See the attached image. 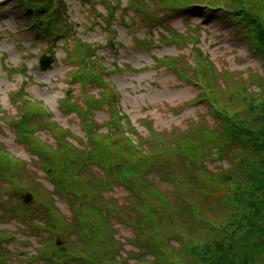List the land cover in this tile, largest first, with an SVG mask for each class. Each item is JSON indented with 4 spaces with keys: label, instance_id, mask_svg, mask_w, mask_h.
<instances>
[{
    "label": "rangeland",
    "instance_id": "374dc122",
    "mask_svg": "<svg viewBox=\"0 0 264 264\" xmlns=\"http://www.w3.org/2000/svg\"><path fill=\"white\" fill-rule=\"evenodd\" d=\"M199 1L201 3L212 4L213 6L219 4L218 0ZM225 2L231 8L235 9V13L241 14L240 16L249 13L250 16L245 15V17L251 18L250 22L255 21L256 18H261V21L264 20V0H225ZM99 3L100 5L96 9L103 15H106V7L102 6L101 2ZM71 4L73 6L72 15L86 19L90 18V15L87 14L86 9L82 7L79 0H71ZM240 10H244L245 12ZM194 16L199 20L197 22L207 23L208 33L205 32L201 46L205 52H209L212 55L216 71L220 75V87L218 90L214 89L215 87L211 84V79L207 76L205 82L206 95H212L215 99L218 110L226 114L228 125L229 123L232 124V117L239 116L241 122H247L251 127H262L261 118L262 120L264 118V114L261 111L264 109V62L262 61V57L256 54V49H253L252 46L248 48V43L242 39L244 36L243 32L240 37L235 35L234 31H229L230 26L236 23L234 20L229 21V24L226 25L225 21L218 17V15H212L214 16L212 19H207L198 11ZM0 20V23H6V31L0 39V59L4 55L9 54L11 61H13L10 66L11 73L0 71V104L7 111L5 117H0V126L4 131V134L0 133V141H3L8 151L16 157L12 158L8 155L0 154V170L8 164L16 168L15 174L18 176L26 163L27 168L34 172L32 175L37 176L39 185L45 186L52 193L55 188H53L48 179L45 178L41 169L37 166L38 158L32 154L27 146L20 144L16 136H14L17 131L8 128L7 121L18 123L24 118V113L27 110L37 111L38 108L30 105L23 107L21 104H14L11 100V95H14L20 89L21 79L34 77L45 83V87L39 88L37 85L30 86L28 88L30 96L39 103L45 104L47 106L46 108L54 113V119L58 123L63 124L80 137L84 136L82 122H80L79 117L76 114L67 116L60 110L58 101L64 97V90L69 77L68 75L65 76L68 69L64 66L61 59L63 52L58 49L57 56L59 61L51 70L46 71V73L38 70L37 57L45 45L37 44L32 47V43L36 38L25 32L18 34V24L15 20L11 18H0ZM93 20L97 23L101 22V19ZM173 24L183 32L187 24L191 23L181 18L174 20ZM107 29L103 25L98 26L96 34L91 31L87 36L97 44L104 43L107 39ZM111 30H113L111 35L118 34L119 32L124 42L130 47L126 52H121V62L133 63L143 70V73L139 75L134 74L131 76L124 74L120 77H115V83L123 94L122 99L125 110L129 112L134 120H138L139 118L140 121L152 119L155 122V127L162 131L165 130L166 134L175 133L177 135H185L189 131V139L196 144V147H193V152L189 156L184 151V155L181 154V156L170 155L171 153L167 152L165 157L158 158L150 165L143 163L144 161L138 154L135 155L134 152L129 153L123 143L116 142L118 143L117 149L119 151L115 153L109 152L105 146H98V150L93 153L91 161H99L97 163L101 165L97 163L93 164V172L99 173L97 176L104 180L102 178L104 177V172L101 167L103 165L107 169L105 174L109 172L114 184L120 182L121 186H126L121 183L127 177L126 172L131 168L135 171L141 169V171H145L146 176L150 177L155 184L162 186L167 191L166 193L171 196L175 204L181 207V209L188 204L187 201H183L182 203L180 200L178 202L176 194H174L172 189L177 183L175 181L172 182V177H174L175 173L189 174L186 178L188 182L196 186L197 190L200 192H208L207 194L217 197V200H214V204L212 205L204 203V200H200V205L197 210H204V214L208 215L207 219L211 220L217 227L222 228L226 226V229L230 232V234L227 232L223 233L218 231L217 228L214 230L204 224L195 223V221H192V219L189 220L185 215L179 217L172 214L171 217L169 216V220L165 221L158 229L157 227H153L152 224L149 225L147 222H145L146 224H142L137 232L124 228L123 226H118V236L122 239L124 254L126 253V257L131 261V264H211L212 259L205 263L200 258L198 259L194 254L195 248L212 245L216 240L229 243L232 234H236V237H241L239 232L235 233L237 226L234 227V224L241 223L240 220L244 216L249 215L252 218L253 226L260 228L264 233L263 209L258 212L247 203V201L249 203L251 202L249 195L250 187H248V185L250 186V180L248 179H250L251 175L255 174V170H258L264 158L256 149L253 151L250 144L246 141H239L237 144L233 143V147H227L229 154L218 155L212 145H215L214 139L219 142L225 140L221 138L225 136L221 133V130L224 129L226 124H224L223 120H220V117L218 119L215 116L207 104L201 103L177 115L171 110L169 111V106L179 107L184 105L182 107H185V103H188V101H196L202 93L200 88L180 83L175 76L169 75L166 71L164 72V69H156L154 67L155 57L162 58L165 54L175 55L178 52L175 49H153L152 52H146L144 50L138 51L130 45V38L133 36H137L138 38L144 37L145 30L142 32L130 31L129 27L128 29L123 26L119 27L115 23H113ZM126 34L130 37L126 36ZM105 53L107 61L111 62L113 60L112 56L107 52ZM25 66L28 68L29 73L22 74L20 70ZM151 67H154V69ZM202 70L205 69L203 68ZM226 72L231 74V77L229 76L230 79L223 77V74ZM111 78L113 79V77ZM79 88L81 86H78L76 90ZM79 93L80 90H78L77 95H80ZM106 118L107 114L103 112L97 116V121L102 123ZM103 131H106V129ZM45 137L47 138L48 136ZM209 137L212 139L206 141ZM153 141L156 144L158 143L155 140ZM210 142L211 144H208ZM160 145L162 146V144ZM182 145L180 143L177 147H173L177 148L176 150L178 151ZM77 146L81 147L80 145ZM170 146V143H168L164 147L162 146L160 150L166 151ZM182 149L184 150V146H182ZM76 150H74V154L77 156L82 157L85 155L83 149ZM211 151L215 153L214 157L219 161L208 162V153ZM133 161L139 162H136V164ZM249 165H254V168ZM57 166L62 168L61 163L57 164ZM66 169V174L69 175V167ZM15 174L13 173L12 179H15ZM228 179L230 181H237L239 184L241 183V190L244 191L246 189L247 193L242 196H236L235 194H238L240 191L229 185L230 181ZM97 182L100 183L101 181ZM64 183L65 186L69 185L68 182H63L62 185L60 183V186L63 188H65L63 186ZM8 189L6 188L5 190ZM178 190L175 193L181 195L182 188ZM261 194L259 193V196ZM189 195L188 198H196L197 201L200 198L194 196L192 193ZM64 196L62 194V198L59 196L56 198L59 199L57 201L60 208L69 214L71 212V199ZM109 196L118 197L120 200H125L124 198L128 197L126 188L122 187H116L110 190ZM261 199L264 200V194ZM12 224L6 225L0 222V228H8L9 230L5 229L7 232L14 233L18 239H21L20 233L18 234L13 229L23 228V225H21L22 222L16 220ZM89 226L91 228L88 227L86 233L84 231L86 239L83 237V232L79 229H75V235L73 236L74 238L79 236L84 241L86 240V243L83 244L82 239H80L84 246L87 245V242L88 246H92L90 250L88 246L84 248V251L80 249L86 255H89L92 264H102L99 261L97 262L98 258L104 261L102 258L106 255V251L99 246L101 242L99 235L100 229L97 224H92L91 222H89ZM161 229L162 234L159 236L161 243L163 241L165 242V239L168 237L172 238L173 236L180 235L183 240L182 246L176 244H173V247L168 246L169 250L161 255L157 246L155 247L156 243H159L156 232L157 230L161 231ZM25 234L28 235L25 238L28 246L23 248V251L29 252L32 255L37 251H46L44 246L37 250L41 243L35 237L34 233H32V236L28 233ZM55 240L56 238L52 236L46 242L48 244H54ZM251 243L250 245H246V247L250 246L251 252V255H246V257H249L248 264H264V234L259 237L256 243L258 251H254V248H251L253 247ZM10 247L15 250L19 249L16 245H11ZM214 255L216 256V253Z\"/></svg>",
    "mask_w": 264,
    "mask_h": 264
},
{
    "label": "trees",
    "instance_id": "16d2710c",
    "mask_svg": "<svg viewBox=\"0 0 264 264\" xmlns=\"http://www.w3.org/2000/svg\"><path fill=\"white\" fill-rule=\"evenodd\" d=\"M228 9L232 10V12H235L234 11L235 9L233 8H228ZM240 11L245 12L244 10H240ZM245 15L248 17L250 16L249 13ZM245 19L248 18L245 17ZM256 20L258 24L256 30L259 29L258 38H256L259 41L257 50H259V54L262 56V60L264 61V20L261 21V18H256ZM261 111L264 114V109ZM220 120H224V117L221 116ZM231 121L232 124L229 123L230 126L228 125L227 120L224 121L225 122L224 124H226V126L224 129L221 130V133H223L225 136L222 137L223 138L229 137V135H231L233 131L242 132V133L244 132L246 134V137L250 138L248 139L249 143L252 144V146L255 147V149L258 152H260L264 158V118L263 120L261 118L262 124L261 123L260 124L262 125V127L259 128L251 127L247 122L246 123H244L243 121L241 122L239 120V116L234 118L232 117ZM254 173L255 174L251 175L252 177L249 179L250 188H252L249 190L251 202L249 203L247 201V203L251 208H255L256 211L260 212V210L262 209L264 211V200L261 199V197L264 194V160L262 161L258 170H255ZM259 193H262L261 196H259ZM240 221L241 223L234 224V227L237 226L236 227L237 230H235V233L239 232L241 237L238 236L236 237V234H232L229 243L227 242L217 243L216 256L214 255V257H209L208 256L209 252L206 251L205 254L202 256V258L203 260L205 258L209 260H205L203 263L210 261L212 259L211 264H248L249 257H246V255L247 256L251 255V252H250V246L246 247V245H250V243L253 242L251 243L252 244L251 246H253L251 248H254V251H258V248L256 247V243L259 237L264 233L260 228L253 226L252 218L249 215L244 216V218ZM151 224L152 223L150 222L149 225ZM227 233L230 234V232ZM214 260L216 261L213 262Z\"/></svg>",
    "mask_w": 264,
    "mask_h": 264
}]
</instances>
